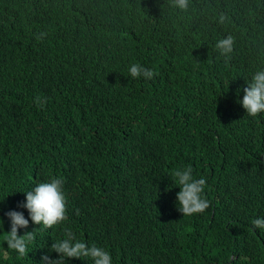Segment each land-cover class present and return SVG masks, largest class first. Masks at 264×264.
<instances>
[{
	"label": "trees",
	"instance_id": "16d2710c",
	"mask_svg": "<svg viewBox=\"0 0 264 264\" xmlns=\"http://www.w3.org/2000/svg\"><path fill=\"white\" fill-rule=\"evenodd\" d=\"M260 68L264 0H0L3 230L35 183L61 177L67 198L65 222L29 224L24 257L0 223V264H36L66 229L113 264H264V114L237 102ZM184 166L206 179L191 217L170 179Z\"/></svg>",
	"mask_w": 264,
	"mask_h": 264
},
{
	"label": "clouds",
	"instance_id": "9594fccd",
	"mask_svg": "<svg viewBox=\"0 0 264 264\" xmlns=\"http://www.w3.org/2000/svg\"><path fill=\"white\" fill-rule=\"evenodd\" d=\"M175 7L183 11L187 8V0H175ZM233 40L226 37L216 41L215 48L221 56L226 57L232 51ZM127 72L132 79L142 78L151 80L154 77L152 69L140 63H131ZM246 86L243 87L242 99L238 103L246 111L247 116L257 117L264 114V68L257 69L250 74ZM42 103L41 98H36ZM178 188L175 193L177 210L185 217L202 214L209 208V201L205 198L206 179L197 178L191 166H184L172 173L170 178ZM61 177H50L42 182L35 183L31 188L20 191L24 194V201L18 205L24 211L9 210L4 213L9 224V230L2 231L4 235L5 250H14L20 257L28 252V247L34 238L36 228L28 230L29 224L39 225V228L50 229L67 220V198ZM253 231H264V216H256L250 220ZM55 254L53 256L52 254ZM90 260L91 264H113L111 253L102 246L89 244L77 239L71 230L66 229L64 236L55 240L48 246V251L42 253L36 264H67L70 260Z\"/></svg>",
	"mask_w": 264,
	"mask_h": 264
}]
</instances>
